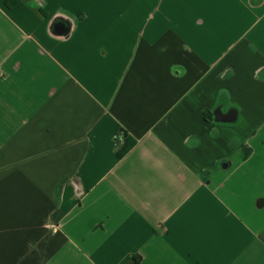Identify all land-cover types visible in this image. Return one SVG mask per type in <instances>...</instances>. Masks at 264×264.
Returning a JSON list of instances; mask_svg holds the SVG:
<instances>
[{"label":"crops","instance_id":"crops-1","mask_svg":"<svg viewBox=\"0 0 264 264\" xmlns=\"http://www.w3.org/2000/svg\"><path fill=\"white\" fill-rule=\"evenodd\" d=\"M0 264H264V0H0Z\"/></svg>","mask_w":264,"mask_h":264},{"label":"trees","instance_id":"trees-1","mask_svg":"<svg viewBox=\"0 0 264 264\" xmlns=\"http://www.w3.org/2000/svg\"><path fill=\"white\" fill-rule=\"evenodd\" d=\"M116 141L118 146L117 154L119 157H123L130 146V143L128 142V134L126 132H121V135L116 138Z\"/></svg>","mask_w":264,"mask_h":264},{"label":"water","instance_id":"water-1","mask_svg":"<svg viewBox=\"0 0 264 264\" xmlns=\"http://www.w3.org/2000/svg\"><path fill=\"white\" fill-rule=\"evenodd\" d=\"M61 31V30H60Z\"/></svg>","mask_w":264,"mask_h":264}]
</instances>
